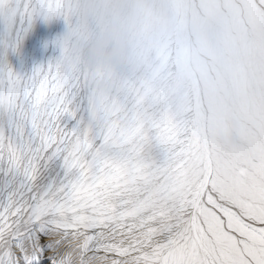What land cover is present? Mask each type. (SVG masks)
Masks as SVG:
<instances>
[{"label":"snow or ice","instance_id":"snow-or-ice-1","mask_svg":"<svg viewBox=\"0 0 264 264\" xmlns=\"http://www.w3.org/2000/svg\"><path fill=\"white\" fill-rule=\"evenodd\" d=\"M37 21L51 55L18 71ZM63 27L59 0H0V264H264V148L219 157Z\"/></svg>","mask_w":264,"mask_h":264},{"label":"rangeland","instance_id":"rangeland-1","mask_svg":"<svg viewBox=\"0 0 264 264\" xmlns=\"http://www.w3.org/2000/svg\"><path fill=\"white\" fill-rule=\"evenodd\" d=\"M82 70L132 80L223 159L264 148V0H59ZM59 31L37 21L10 61L45 62Z\"/></svg>","mask_w":264,"mask_h":264}]
</instances>
